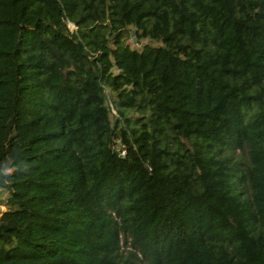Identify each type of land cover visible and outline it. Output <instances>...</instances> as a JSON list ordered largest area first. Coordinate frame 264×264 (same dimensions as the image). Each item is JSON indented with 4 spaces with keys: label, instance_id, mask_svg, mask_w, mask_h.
Returning a JSON list of instances; mask_svg holds the SVG:
<instances>
[{
    "label": "trees",
    "instance_id": "obj_1",
    "mask_svg": "<svg viewBox=\"0 0 264 264\" xmlns=\"http://www.w3.org/2000/svg\"><path fill=\"white\" fill-rule=\"evenodd\" d=\"M0 189V264H264V0H0Z\"/></svg>",
    "mask_w": 264,
    "mask_h": 264
},
{
    "label": "rangeland",
    "instance_id": "obj_2",
    "mask_svg": "<svg viewBox=\"0 0 264 264\" xmlns=\"http://www.w3.org/2000/svg\"><path fill=\"white\" fill-rule=\"evenodd\" d=\"M68 27L71 30L75 29L74 24H71L70 22H68ZM126 43H128V45L131 48H137V49H141L145 44H155V42H153L149 38H143V39H140L139 41H137V39L134 35L132 37L127 38ZM114 72H117V70L115 69ZM239 159H240L239 158V151L236 150L233 153L232 160L238 161ZM6 194H7V189H0V213L6 209L5 203H4L5 199H6Z\"/></svg>",
    "mask_w": 264,
    "mask_h": 264
},
{
    "label": "water",
    "instance_id": "obj_3",
    "mask_svg": "<svg viewBox=\"0 0 264 264\" xmlns=\"http://www.w3.org/2000/svg\"><path fill=\"white\" fill-rule=\"evenodd\" d=\"M132 33H133V31H132ZM113 152L117 153V150H116V149H114V150H113Z\"/></svg>",
    "mask_w": 264,
    "mask_h": 264
},
{
    "label": "bare ground",
    "instance_id": "obj_4",
    "mask_svg": "<svg viewBox=\"0 0 264 264\" xmlns=\"http://www.w3.org/2000/svg\"><path fill=\"white\" fill-rule=\"evenodd\" d=\"M71 24H73V23H71Z\"/></svg>",
    "mask_w": 264,
    "mask_h": 264
},
{
    "label": "built area",
    "instance_id": "obj_5",
    "mask_svg": "<svg viewBox=\"0 0 264 264\" xmlns=\"http://www.w3.org/2000/svg\"><path fill=\"white\" fill-rule=\"evenodd\" d=\"M75 26V25H74ZM71 30V29H70Z\"/></svg>",
    "mask_w": 264,
    "mask_h": 264
}]
</instances>
